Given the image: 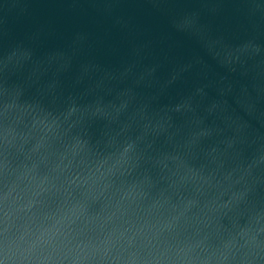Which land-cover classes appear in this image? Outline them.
Wrapping results in <instances>:
<instances>
[{"label": "water", "instance_id": "1", "mask_svg": "<svg viewBox=\"0 0 264 264\" xmlns=\"http://www.w3.org/2000/svg\"><path fill=\"white\" fill-rule=\"evenodd\" d=\"M0 264H264V0H0Z\"/></svg>", "mask_w": 264, "mask_h": 264}]
</instances>
